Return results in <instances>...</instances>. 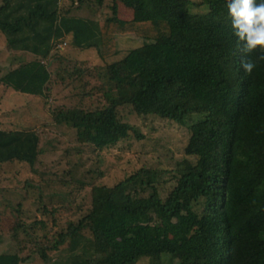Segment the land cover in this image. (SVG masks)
Returning a JSON list of instances; mask_svg holds the SVG:
<instances>
[{
	"label": "trees",
	"instance_id": "obj_1",
	"mask_svg": "<svg viewBox=\"0 0 264 264\" xmlns=\"http://www.w3.org/2000/svg\"><path fill=\"white\" fill-rule=\"evenodd\" d=\"M61 1L0 0L7 53L32 57L0 86L45 102L71 90L53 121L75 129L90 153L145 139L119 114L128 107L187 127L185 157L173 169L148 163L113 186L94 183L85 205L41 204L39 219H18L20 239L0 264H264V52L247 57L256 67L245 74L227 0ZM119 6L132 18H119ZM83 8L100 17L72 16ZM122 35L149 43L109 64ZM67 37L104 64L55 51ZM40 144L34 130L0 128V166L34 167Z\"/></svg>",
	"mask_w": 264,
	"mask_h": 264
},
{
	"label": "rangeland",
	"instance_id": "obj_2",
	"mask_svg": "<svg viewBox=\"0 0 264 264\" xmlns=\"http://www.w3.org/2000/svg\"><path fill=\"white\" fill-rule=\"evenodd\" d=\"M69 4L70 0L61 1L62 6ZM192 8L194 6L190 7V11ZM198 9L199 14L208 11L207 7ZM99 14L98 11L83 8L74 11L72 16L96 19L100 17ZM117 15L122 19H131L132 11L119 6ZM179 35L174 41L180 42ZM116 39L118 53L107 60L109 64L120 61L129 50L149 43L147 39H139L133 35L117 36ZM62 43L66 45L59 51L66 57L88 61L92 65L104 64L95 50L74 49L70 45V37L60 44ZM5 47V39L0 34V77L19 62L32 58L29 54H9ZM70 94L71 90L58 88L45 102L39 98L28 100L23 96L16 97L0 86V128L34 130L41 139V154L34 167L19 162L0 166V253L12 250V245L20 239L19 218L28 221L40 218L36 210L41 204L51 203L56 208L62 202L73 206L85 205L89 202L90 186L94 183L110 187L148 163L154 167L173 169L175 163L185 157L184 148L189 139L187 127L153 116L144 120L145 117H139L128 107L119 109V114L125 122L140 128L145 139L141 142H121L96 153L88 152L87 147L76 143L75 129L53 121V116L62 104L68 102L66 98ZM193 119L196 121L200 117L194 116ZM82 185L85 186L81 190ZM60 255L63 253L55 254L53 258ZM163 259L165 262L166 258ZM146 261L143 258L136 264H148ZM25 264L50 263L31 258Z\"/></svg>",
	"mask_w": 264,
	"mask_h": 264
},
{
	"label": "clouds",
	"instance_id": "obj_3",
	"mask_svg": "<svg viewBox=\"0 0 264 264\" xmlns=\"http://www.w3.org/2000/svg\"><path fill=\"white\" fill-rule=\"evenodd\" d=\"M227 10L231 18L232 33L241 42L240 67L245 74H251L256 63L247 57L259 49L264 52V0H227ZM198 8H192L197 14ZM258 60H264L260 55Z\"/></svg>",
	"mask_w": 264,
	"mask_h": 264
},
{
	"label": "built area",
	"instance_id": "obj_4",
	"mask_svg": "<svg viewBox=\"0 0 264 264\" xmlns=\"http://www.w3.org/2000/svg\"><path fill=\"white\" fill-rule=\"evenodd\" d=\"M64 45H66V43L57 44V45L55 46V50H59V49L63 48Z\"/></svg>",
	"mask_w": 264,
	"mask_h": 264
}]
</instances>
